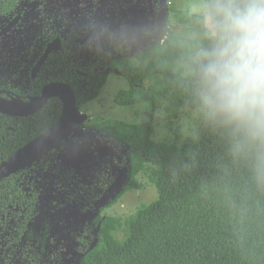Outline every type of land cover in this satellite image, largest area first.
Instances as JSON below:
<instances>
[{
  "label": "trees",
  "instance_id": "trees-1",
  "mask_svg": "<svg viewBox=\"0 0 264 264\" xmlns=\"http://www.w3.org/2000/svg\"><path fill=\"white\" fill-rule=\"evenodd\" d=\"M93 4L92 23L99 30L93 29L88 37L89 62L82 64L76 52L70 59L67 54L53 55L38 74L40 87L50 82L70 85L76 108L81 109L115 74L129 86L118 93L116 103H146L150 111L146 121L137 124H77L76 130H90L95 138L70 137L66 147L0 181V264H60L56 236L45 217L80 202L88 210L112 182L113 172L96 171L98 163L89 168L79 155L88 143L98 141L112 155L110 167L127 166L129 174L122 190L97 210L94 245L88 247L79 239V264H264V180L255 178L248 159L233 155L227 135L214 129L201 110L193 74L202 46L198 14L166 8V19L173 13L178 23H190L195 37L165 30L145 48L123 49L130 9L148 4L156 15L158 0ZM35 90L32 85L29 95H36ZM0 98L32 99L18 90L7 95L0 91ZM61 109V99L51 96L31 116L0 114V162L54 124ZM157 109L169 123L184 111H198L195 132L185 137L170 127L163 140L155 141ZM139 174L148 175L155 200L139 205L123 220L102 216L124 193L141 189ZM120 227L125 235L117 240L114 233Z\"/></svg>",
  "mask_w": 264,
  "mask_h": 264
},
{
  "label": "clouds",
  "instance_id": "clouds-1",
  "mask_svg": "<svg viewBox=\"0 0 264 264\" xmlns=\"http://www.w3.org/2000/svg\"><path fill=\"white\" fill-rule=\"evenodd\" d=\"M193 74L201 110L264 180V0H200Z\"/></svg>",
  "mask_w": 264,
  "mask_h": 264
},
{
  "label": "flooded vegetation",
  "instance_id": "flooded-vegetation-1",
  "mask_svg": "<svg viewBox=\"0 0 264 264\" xmlns=\"http://www.w3.org/2000/svg\"><path fill=\"white\" fill-rule=\"evenodd\" d=\"M99 1L102 0H0V86L9 87L10 89H0V91L5 95L18 90L31 98L39 96L42 88L49 83L40 87L38 74L53 55L57 58L59 54H67V59H70L72 53L76 52L77 58L82 61V64L88 63V37L90 32L96 27L94 21L92 23V19L94 20L95 16L92 13L93 8L91 2L93 4V2ZM133 1L131 0L132 3ZM165 4L166 1L163 0V8L165 10L164 20L166 19ZM159 8L160 0H158V11L156 15L152 13L150 5L148 4H145L139 9H130L127 15L128 27L124 29L125 34L129 33L121 44L123 49H142L126 48L124 45L138 38L151 35L157 30ZM137 11L151 15L153 18V24L142 33L132 29L133 15ZM94 30L98 31L99 28H95ZM157 40L150 41L149 44ZM49 47L51 51L41 65L36 68ZM35 78L36 81L34 83ZM39 78L43 79L42 74H40ZM32 85H35V91L37 92L34 96L29 95ZM81 131L90 130L82 129ZM97 167L96 171L103 170L112 175V171L106 170L100 164ZM122 167L117 166L119 169L117 173H114V178ZM87 173L85 175H88ZM102 193L86 211L84 210L83 203L80 202L69 210H61V208L54 209L46 215L45 218L51 225L50 231L56 236L54 241L60 250L58 254L60 264H62V257L65 251L61 245L64 234L70 240V248L76 254L75 251L77 250L79 239L83 238L84 240L86 230L94 228L92 224L97 216V210H93L94 203L101 197ZM92 211H96V214L91 220L90 227H85V225L81 224L82 217ZM52 213H63L69 216L70 220H74V222L67 223L64 230L56 232L54 230V224L48 219V216Z\"/></svg>",
  "mask_w": 264,
  "mask_h": 264
},
{
  "label": "rangeland",
  "instance_id": "rangeland-1",
  "mask_svg": "<svg viewBox=\"0 0 264 264\" xmlns=\"http://www.w3.org/2000/svg\"><path fill=\"white\" fill-rule=\"evenodd\" d=\"M200 0H168L166 1V8H170L173 13L179 12L182 14H197V8ZM173 13H170L168 19L164 20L163 31L169 30L176 35L181 36H197L195 31L192 30L190 23H178L173 18ZM132 29L137 32H145L153 24V18L151 15L137 11L133 15ZM203 46L205 43L203 38L199 41ZM189 76L191 72H187ZM129 86L127 81L118 75L111 74L100 91L98 97L90 103L84 105L81 109L77 110L78 121L84 126L99 125L101 123L111 121H121L126 124H137L146 121L147 114L150 111V106L146 103H140L134 106H120L116 103V97L119 92L128 90ZM199 119L198 111H184L181 116L174 121L169 123L165 120L161 110L157 109L154 112L153 123L155 127V141H161L165 136L168 135L169 128H176L182 132L183 136H192L195 132ZM82 162L87 167H91L94 163H98L101 167H105L106 170L117 173V167H110V159L112 158L111 153L104 143L97 142L95 144H87L86 149L79 153ZM108 168V169H107ZM137 182L141 185L140 190H132L124 193L120 199L107 208L103 212L104 217H112L123 220L133 214L141 204H149L156 198L154 186L149 180L147 174H139L136 176ZM96 211L89 212L82 217V225L90 227L91 220L94 218ZM103 217V218H104ZM48 219L54 224V230L61 232L69 222L70 217L61 213H52L48 216ZM96 229H87L85 232V242L88 247L94 245L96 238ZM124 229L120 227L115 231L114 237L117 240L124 238ZM61 245L65 251L62 257V264H79V256L73 253L70 248V240L66 234L63 236Z\"/></svg>",
  "mask_w": 264,
  "mask_h": 264
},
{
  "label": "water",
  "instance_id": "water-1",
  "mask_svg": "<svg viewBox=\"0 0 264 264\" xmlns=\"http://www.w3.org/2000/svg\"><path fill=\"white\" fill-rule=\"evenodd\" d=\"M164 18L165 10L163 8V0H160V8L157 15V30L151 35L128 42L124 47L139 49L146 47L150 41L157 40L162 34ZM50 51L51 48L49 47L43 54L36 68L41 65ZM51 96H57L62 101V109L57 121L40 135L0 162V181L11 174L42 160L52 150L66 147L70 137L76 139H93L95 137V134L92 131L76 130L75 126L81 123L78 121L79 117L77 113L78 109L76 108L75 94L70 85L62 82H52L45 85L39 96L34 97L27 102L9 101L0 98V114L9 117L31 116L42 109L48 98ZM128 174V167L123 166L113 181L104 190L101 197L94 203L93 210H98L99 208L104 207L122 190L128 179Z\"/></svg>",
  "mask_w": 264,
  "mask_h": 264
}]
</instances>
